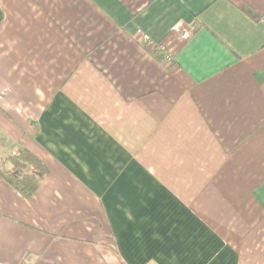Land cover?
<instances>
[{
  "label": "crops",
  "instance_id": "crops-1",
  "mask_svg": "<svg viewBox=\"0 0 264 264\" xmlns=\"http://www.w3.org/2000/svg\"><path fill=\"white\" fill-rule=\"evenodd\" d=\"M21 149L49 171L0 175V264H264V0H0Z\"/></svg>",
  "mask_w": 264,
  "mask_h": 264
},
{
  "label": "trees",
  "instance_id": "trees-1",
  "mask_svg": "<svg viewBox=\"0 0 264 264\" xmlns=\"http://www.w3.org/2000/svg\"><path fill=\"white\" fill-rule=\"evenodd\" d=\"M10 168H0V175L23 196L30 198L48 174V168L26 149L7 158Z\"/></svg>",
  "mask_w": 264,
  "mask_h": 264
},
{
  "label": "built area",
  "instance_id": "built-area-1",
  "mask_svg": "<svg viewBox=\"0 0 264 264\" xmlns=\"http://www.w3.org/2000/svg\"><path fill=\"white\" fill-rule=\"evenodd\" d=\"M148 37H149L148 35L144 36V38H145L146 40L149 39Z\"/></svg>",
  "mask_w": 264,
  "mask_h": 264
}]
</instances>
